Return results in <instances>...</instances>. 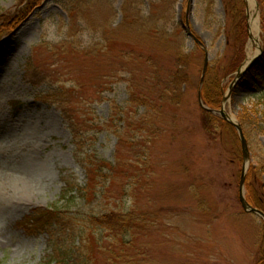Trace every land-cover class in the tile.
Masks as SVG:
<instances>
[{"label": "rangeland", "instance_id": "obj_1", "mask_svg": "<svg viewBox=\"0 0 264 264\" xmlns=\"http://www.w3.org/2000/svg\"><path fill=\"white\" fill-rule=\"evenodd\" d=\"M32 2L0 0V27H11L5 33L0 29V172H18L37 185L36 192L26 195L22 179L0 173V264L68 259L74 264H258L264 258V222L240 204L244 163L239 136L236 131L205 132L198 93L207 54L204 83L220 81L226 113L239 123L244 109L253 116L258 112L264 128V66L256 70L264 62L259 1L254 15L260 48L248 37L239 68L248 63L255 73L246 80L239 78V69L225 75L233 56L226 37L235 18L231 10L243 8L247 20L246 0H37L24 21H18ZM122 9L132 16L149 9L159 15L156 24L178 34L174 46H162L158 35L141 33L136 25L116 29ZM178 43L188 55L189 83L181 105L161 102L149 111L148 125L125 129L130 143L118 144L113 133L123 127L117 113L126 110L128 87L121 79L123 68L149 77L153 70L147 58H152L166 76L175 67ZM89 49L93 54L85 55ZM126 49L145 58L122 64L119 53ZM29 59L44 67L54 87L79 89V107H94L103 122L108 120V131L91 138L96 127L91 129L89 145L76 150L61 112L35 99L50 88L24 80ZM128 111L134 120L140 119L137 111L144 113L134 106ZM248 146L246 181L253 167L261 166L259 182L264 185V130ZM85 154L88 161L97 157L117 164L105 172L107 177H94L86 192L80 160ZM66 189L70 193L62 198ZM249 189L245 184L247 200ZM54 204L63 212L47 223L46 231L37 234L24 227L37 210ZM107 213L131 214L139 223L128 231H112L87 222L89 215Z\"/></svg>", "mask_w": 264, "mask_h": 264}, {"label": "trees", "instance_id": "obj_2", "mask_svg": "<svg viewBox=\"0 0 264 264\" xmlns=\"http://www.w3.org/2000/svg\"><path fill=\"white\" fill-rule=\"evenodd\" d=\"M29 1H33L30 8L25 12L21 11L17 15L19 16L18 21L20 20V22L24 21L27 15L31 12L30 9L33 7L32 5L37 2V0ZM258 1L262 10L261 28L264 42V0ZM67 11L73 12L72 9H67ZM149 11L150 13L148 12V14H146L144 11L138 10L135 11V14L132 16V13L129 9L128 11L127 9H122V19L118 23L116 29L128 30L132 26L135 27L134 25H136L138 31L141 33L154 32L156 35H158L159 42L162 46L169 47L170 44L174 46L175 42L173 41V36H178V34L174 32L170 33V31L165 27H159L156 24V20L159 18V15L151 13L150 9ZM231 12L235 18L234 23H231L230 28L226 33V37L227 47L229 50H232L233 56L230 59L229 65L226 69V76L236 72L243 63L245 59L244 49L246 46V41L249 37L247 30V20L245 18L243 8H240L237 11L232 9ZM150 25H152V27ZM2 28H4L3 32L5 33L11 27H0V29ZM105 40L110 43L112 42V39L108 37H106ZM61 45L59 46L60 48L64 47V49H67L66 45ZM177 45L178 46L175 50V67L170 69L169 74L166 76L161 75L159 65L152 58H147L148 65L153 70V73L149 77H139L133 71L123 68L124 71H126V75H122L121 79L128 84L127 100L124 103V105H126L125 109L127 110L130 109L131 106H134L136 108H143L144 113H140V111L136 112L135 116H139L140 118L138 120L129 119V111L127 113L126 110H122L120 113H117V115H119L121 118V122L123 123L121 130L114 131L113 133L117 138L118 144L125 146L127 145L126 143H130L125 139V129L127 127L130 128L132 125H138L142 127L141 123L144 126L148 125L149 111H155L157 105L161 102L174 107L181 105L185 86L189 83V76L187 74L188 55L185 53L179 43ZM93 52L94 49H89L84 53L85 55H91ZM119 56L121 57L122 64H124V61L128 63L130 61H136L145 58L143 54H137L133 49L121 50ZM262 66H264V62L258 68L256 67V70L259 71ZM252 74L255 73L252 71ZM23 78L32 87L46 85L50 88V90L48 89L49 91L47 93L36 94L35 99L55 106V108L61 112L63 120L71 132L73 142L76 143V150L80 151L82 147H87L89 145L90 141L88 137L90 135L88 136V133L91 129L96 127V132L94 133V136H91V138H97V134L108 131V120L103 122L102 119L98 117L97 111L94 107L90 105H84V108L79 107V102H77L80 98L79 89L73 86H67L65 84L59 87H54V83L51 81L49 74L45 71L42 65H37L32 59H29L25 65ZM112 78H118V75L112 76ZM262 85H264V82ZM106 86L108 87V84H106ZM107 91L112 92L113 89H109ZM224 94L225 88L220 84L219 80H215V82L212 84L204 83L202 87V100L204 106L210 110H220L222 108ZM118 109V107L114 106V110L117 111ZM79 114L84 115L82 120H77L75 118ZM254 114L256 117L253 116L248 110L244 109L239 116V121L244 129L246 138L250 143H252L255 133H257L259 130H262V132L264 130V128L261 126L259 113L254 112ZM90 117H94V119L91 120ZM202 126L205 132L210 136H214V133H216L218 130L222 131V133L229 131L235 133L236 135V130L230 124L223 121L218 115H215L204 109H202ZM143 129H145V127H143ZM138 143L141 142L138 141ZM88 155L89 154H85V156L80 159L82 161L81 165L85 169L87 178L84 187L85 192L90 186L89 182H92L94 177H96V181L99 177H107V173L105 172H113L117 165L114 162H108L102 159L99 160L97 157L96 161L91 159L88 161ZM242 160L243 158L241 157V161ZM257 168L260 169L262 167L260 166L253 167V169L251 168L252 172L250 175L252 178L247 179L246 181L247 188H250L248 201L252 206L264 212V198L262 197L264 196V185H261L259 182V169ZM259 185L262 186L263 190L258 191L257 187ZM68 193H70V191H67L66 189L62 194V198L66 197ZM62 212L63 211L59 209L56 204L45 210L39 209L34 215H32V218L26 220L24 227L30 231L36 229L38 231L36 233L41 234L47 230V223L58 217L60 214H62ZM87 222H89L93 227L101 226L112 231H128L133 225L139 223V219H134L131 214L107 213L99 216L89 215ZM262 235L264 237V225L262 228ZM55 264H74V259H72V262L69 259L67 261H59V263L56 261ZM258 264H264V258H262Z\"/></svg>", "mask_w": 264, "mask_h": 264}, {"label": "water", "instance_id": "obj_3", "mask_svg": "<svg viewBox=\"0 0 264 264\" xmlns=\"http://www.w3.org/2000/svg\"><path fill=\"white\" fill-rule=\"evenodd\" d=\"M247 19L249 20V15H247ZM248 32H249V25H248ZM188 33V32H187ZM249 39H252V35L249 32ZM198 43V41H196ZM260 51L262 53H264L263 49L260 48ZM208 68V56L207 54L205 55V64H204V69H203V74H202V79L200 82V90H199V94H198V101L200 106L203 109H206L203 105L202 102V97H201V88L204 82V77L206 74ZM248 71H250V65L248 63L244 64V66L238 71V76L239 78H242L245 74L248 73ZM226 102V98L224 99V104ZM214 114H218L222 117V119L224 121H226L227 123H229L230 125H232L238 132L239 135V140L241 143V147H242V154H243V160H244V165H243V169H242V174H241V181H240V187H239V199H240V203L242 205L243 210L246 213H253L257 216H259L263 221H264V212H262L261 210L253 207L246 199L245 196V182H246V176H247V172L249 169V165H250V151H249V146H248V141L246 139L243 127L241 126L240 123L238 122H234L232 120V118L226 113L225 111V107L223 105L222 109L220 111L217 110H208Z\"/></svg>", "mask_w": 264, "mask_h": 264}, {"label": "bare ground", "instance_id": "obj_4", "mask_svg": "<svg viewBox=\"0 0 264 264\" xmlns=\"http://www.w3.org/2000/svg\"><path fill=\"white\" fill-rule=\"evenodd\" d=\"M247 1V6H248V12H249V31L252 35V42L256 47H259V20L258 16L254 15V4L255 0H246ZM234 122H236V119L232 118ZM3 177H10L12 179H22L24 182V193L26 195H31L32 193L36 192L37 190V185L34 182V180L29 177L25 176L22 177V175L18 172L15 171H1L0 172ZM20 202V201H19ZM18 202V203H19ZM12 208L15 210L16 206L14 204V201L11 202L10 204ZM9 205V206H10Z\"/></svg>", "mask_w": 264, "mask_h": 264}]
</instances>
